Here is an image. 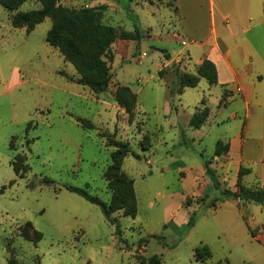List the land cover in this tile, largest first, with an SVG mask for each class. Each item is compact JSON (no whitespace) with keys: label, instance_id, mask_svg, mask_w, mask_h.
<instances>
[{"label":"rangeland","instance_id":"1","mask_svg":"<svg viewBox=\"0 0 264 264\" xmlns=\"http://www.w3.org/2000/svg\"><path fill=\"white\" fill-rule=\"evenodd\" d=\"M56 5L99 8L101 22L115 28L113 60L102 56L110 84L95 92L70 80L80 77L77 69L46 41L54 17L28 34L13 29L12 17L42 8L41 0H28L16 10L0 5V32L9 37L0 48V264H149L153 255L162 264H244L249 251L238 244L242 233L236 231L234 241L213 226L223 218L211 221L209 200L218 191L211 188L212 198L199 194L203 160L213 159L219 132L201 141L189 122L198 92L207 90L206 79L179 95L180 75L197 74L203 62L195 66L179 38V19L169 13L174 0H57ZM136 26L139 39L133 37ZM16 67L20 82L12 78ZM206 94L217 108L218 94ZM101 132L135 153L122 167L135 180L138 211L135 217L115 212L118 229L99 205L64 186L88 185L90 193L110 202L105 172L115 147L107 146ZM252 182L247 175L244 183ZM203 197L206 204L200 203ZM34 229L42 233L40 241ZM202 244L212 251L206 262L194 257Z\"/></svg>","mask_w":264,"mask_h":264},{"label":"crops","instance_id":"2","mask_svg":"<svg viewBox=\"0 0 264 264\" xmlns=\"http://www.w3.org/2000/svg\"><path fill=\"white\" fill-rule=\"evenodd\" d=\"M174 9L172 12L169 8V13L177 14L179 38L195 66L207 59L217 69L218 82L210 84L206 79L207 90L198 92L199 102L190 114L191 120L198 108L207 106L206 122L195 128L198 138L203 141L218 131L217 142L229 145L226 152L213 156L211 167L230 189L237 190L239 181L245 184L247 175L253 176V185L264 187V0H174ZM13 29L29 33L26 27ZM8 40L0 32V48ZM20 73L18 67L13 69L12 78L17 82ZM202 79L179 95H184L187 88H198ZM206 93L218 94L217 108L216 102L211 106ZM208 178L204 169L199 194L212 198L213 186ZM227 204L231 206L228 211L223 209ZM211 211V221L225 220L213 223L219 227V234L236 241V231L242 233L243 240L238 244L249 251L244 264H264V205L237 198L220 201ZM227 247L231 257L234 250L231 245Z\"/></svg>","mask_w":264,"mask_h":264},{"label":"trees","instance_id":"3","mask_svg":"<svg viewBox=\"0 0 264 264\" xmlns=\"http://www.w3.org/2000/svg\"><path fill=\"white\" fill-rule=\"evenodd\" d=\"M26 1L28 0H0V5L9 10H16ZM41 2L43 7L40 9L17 12L12 17V25L16 28L26 27L30 33L46 17H54L55 23L48 31L46 41L51 46L58 47L64 58L77 69L80 77L77 79L70 78V80H75L78 84L88 86L95 92L107 90L110 84L111 73L110 67L102 59V56L105 55L110 61L113 60L110 50L111 45L117 38L115 28L101 22L99 8L83 7L76 9L64 5L57 6V0H41ZM136 31L137 34L133 35V37L135 36V39H139L140 28L138 26H136ZM126 36L132 37L131 35ZM72 37H76L78 42L74 41ZM202 78L207 79L210 84H216L218 82L216 66L210 60L206 59L203 61L197 74L184 73L180 75L178 92L181 94L185 87L197 86ZM208 116L209 108L207 106L203 109L198 108L191 117L190 126L200 128L206 122ZM78 121L84 127L94 128V124L88 119L78 118ZM100 136L106 138L107 146L115 147L111 155L112 163L105 172V177L108 180V188L113 191L110 202H105L97 195L90 193L88 185L85 188L70 184L64 186L67 190L82 196L89 202L99 205L105 217L112 224H115L118 229L120 224L119 219L114 216L115 212L124 210L125 215L135 217L138 211L137 196L134 188L135 180L130 178L122 167L125 157L133 152L127 143L113 138L106 132H101ZM228 148V144H225L223 141H218L214 156H220ZM211 162L208 159L203 160L206 175L210 178L213 188L218 191V196H214L209 200L210 207L215 209L218 202L237 198H240L243 202L264 205V187L260 185H245L241 181L237 184V190L225 187L218 172L211 167ZM14 170L18 177H24L23 170L20 166L14 165ZM15 182L16 179L12 180L10 184L13 185ZM45 182L52 183L53 181L45 179ZM207 202L204 197L200 199V203L202 204H206ZM193 224L194 217L192 216L186 225L189 229ZM29 225L32 226L30 222ZM33 232L39 236L38 241L43 238L42 233L37 229H34ZM22 235L27 239H31L25 230H22ZM194 257L197 261L206 262L212 257V251L208 245L202 244L194 249ZM15 262L11 260L10 264H16ZM223 263L229 264L228 261H220L214 264ZM149 264H162L161 257L159 255H153L149 260Z\"/></svg>","mask_w":264,"mask_h":264}]
</instances>
